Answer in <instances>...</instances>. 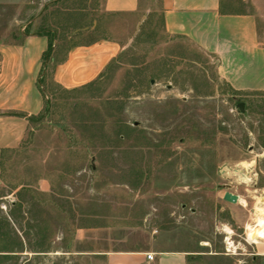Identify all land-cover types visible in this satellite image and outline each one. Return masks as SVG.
<instances>
[{
  "label": "rangeland",
  "instance_id": "1",
  "mask_svg": "<svg viewBox=\"0 0 264 264\" xmlns=\"http://www.w3.org/2000/svg\"><path fill=\"white\" fill-rule=\"evenodd\" d=\"M100 1L0 0V45L49 29L59 57L101 38L122 46L76 88L43 69L48 108L1 163L0 264H103L87 250L104 237L185 250L187 264H264V92L234 91L215 55L166 33L159 0H143L139 21ZM224 1L255 17L264 44V0Z\"/></svg>",
  "mask_w": 264,
  "mask_h": 264
},
{
  "label": "crops",
  "instance_id": "2",
  "mask_svg": "<svg viewBox=\"0 0 264 264\" xmlns=\"http://www.w3.org/2000/svg\"><path fill=\"white\" fill-rule=\"evenodd\" d=\"M99 8L105 14L139 16L137 21L150 9L143 0H101ZM159 8L164 31L215 55L220 79L234 91L264 92V44L257 36L253 15L229 12L224 0H159ZM46 30L25 33L20 42L0 45V174L2 161L20 149L29 130L28 118L45 108L47 96L39 80L48 37L38 32ZM121 49L119 41L106 38L77 43L61 57L53 49L47 67L63 88H76L99 75ZM42 185L45 188L44 181ZM256 232L264 235L263 220ZM94 242L98 246L87 251L103 264H187L189 256L185 250L113 248L107 237ZM147 253L152 260L146 259Z\"/></svg>",
  "mask_w": 264,
  "mask_h": 264
},
{
  "label": "trees",
  "instance_id": "3",
  "mask_svg": "<svg viewBox=\"0 0 264 264\" xmlns=\"http://www.w3.org/2000/svg\"><path fill=\"white\" fill-rule=\"evenodd\" d=\"M38 33H42V34H44V35H46L47 37H48V46H47V49H46V51L43 53V56H42V63H43V67L45 68V67H47V61L49 60V58H50V55H51V53H52V33H51V31L50 30H46V31H41V32H38ZM43 68V69H44ZM39 82L42 84V82H43V76H41V78H40V80H39ZM48 105H49V101L48 100H46V104H45V110H47V108H48ZM28 120L31 122V123H33V122H35L36 120H37V118L35 117V116H31V117H29L28 118ZM22 188H24V187H22Z\"/></svg>",
  "mask_w": 264,
  "mask_h": 264
},
{
  "label": "water",
  "instance_id": "4",
  "mask_svg": "<svg viewBox=\"0 0 264 264\" xmlns=\"http://www.w3.org/2000/svg\"><path fill=\"white\" fill-rule=\"evenodd\" d=\"M236 107L241 113L244 112V103L239 102V103H237ZM226 189L227 190L224 192V194L222 196L223 200H225V201H227L229 203H237L238 196L228 190L229 189V185H226Z\"/></svg>",
  "mask_w": 264,
  "mask_h": 264
},
{
  "label": "bare ground",
  "instance_id": "5",
  "mask_svg": "<svg viewBox=\"0 0 264 264\" xmlns=\"http://www.w3.org/2000/svg\"><path fill=\"white\" fill-rule=\"evenodd\" d=\"M243 178H245L244 174H240ZM264 204V198L259 199ZM260 211L264 214V206L259 207ZM227 230V229H226ZM229 232V230L227 231Z\"/></svg>",
  "mask_w": 264,
  "mask_h": 264
},
{
  "label": "built area",
  "instance_id": "6",
  "mask_svg": "<svg viewBox=\"0 0 264 264\" xmlns=\"http://www.w3.org/2000/svg\"><path fill=\"white\" fill-rule=\"evenodd\" d=\"M146 259L147 260H152V254L151 253H147L146 254Z\"/></svg>",
  "mask_w": 264,
  "mask_h": 264
}]
</instances>
